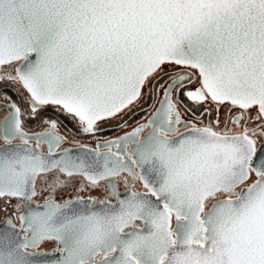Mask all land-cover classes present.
I'll return each instance as SVG.
<instances>
[{"label": "snow or ice", "instance_id": "snow-or-ice-1", "mask_svg": "<svg viewBox=\"0 0 264 264\" xmlns=\"http://www.w3.org/2000/svg\"><path fill=\"white\" fill-rule=\"evenodd\" d=\"M0 264H264V0H0Z\"/></svg>", "mask_w": 264, "mask_h": 264}, {"label": "flooded vegetation", "instance_id": "flooded-vegetation-1", "mask_svg": "<svg viewBox=\"0 0 264 264\" xmlns=\"http://www.w3.org/2000/svg\"><path fill=\"white\" fill-rule=\"evenodd\" d=\"M66 123H68L67 121H66ZM31 126H35V122H31ZM69 127H71V124L69 123ZM109 134H111V133H109Z\"/></svg>", "mask_w": 264, "mask_h": 264}]
</instances>
